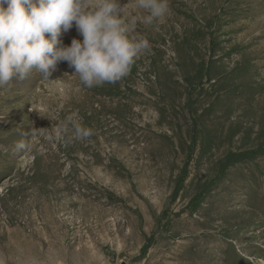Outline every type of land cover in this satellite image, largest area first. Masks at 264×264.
I'll list each match as a JSON object with an SVG mask.
<instances>
[{"label":"rangeland","instance_id":"rangeland-1","mask_svg":"<svg viewBox=\"0 0 264 264\" xmlns=\"http://www.w3.org/2000/svg\"><path fill=\"white\" fill-rule=\"evenodd\" d=\"M118 3L150 45L122 81L0 87V264H264V0ZM69 116L95 134L49 139Z\"/></svg>","mask_w":264,"mask_h":264},{"label":"clouds","instance_id":"clouds-1","mask_svg":"<svg viewBox=\"0 0 264 264\" xmlns=\"http://www.w3.org/2000/svg\"><path fill=\"white\" fill-rule=\"evenodd\" d=\"M125 7L118 0H96L94 8L90 0H0V87L10 86L13 79L29 78L33 70L52 80L61 62H67L89 89L122 81L135 59L150 49L146 39L128 38L130 29L122 19ZM136 7L148 13L144 17L148 25L169 11L168 0H136ZM74 24L83 41L74 38L70 46H64L61 36ZM41 131L22 133L27 139L17 141L14 152H30V141ZM94 134L69 116L49 139L68 147Z\"/></svg>","mask_w":264,"mask_h":264}]
</instances>
